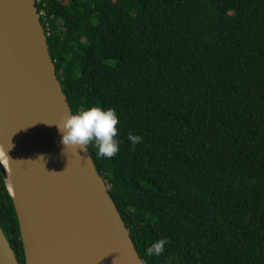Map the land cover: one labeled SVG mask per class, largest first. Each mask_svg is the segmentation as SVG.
<instances>
[{
    "label": "trees",
    "instance_id": "16d2710c",
    "mask_svg": "<svg viewBox=\"0 0 264 264\" xmlns=\"http://www.w3.org/2000/svg\"><path fill=\"white\" fill-rule=\"evenodd\" d=\"M35 5L71 114L119 116L118 153L87 149L143 263L264 264V0ZM0 226L25 264L1 173Z\"/></svg>",
    "mask_w": 264,
    "mask_h": 264
},
{
    "label": "water",
    "instance_id": "95a60500",
    "mask_svg": "<svg viewBox=\"0 0 264 264\" xmlns=\"http://www.w3.org/2000/svg\"><path fill=\"white\" fill-rule=\"evenodd\" d=\"M70 114L35 0H0V173L25 264H144L89 150L45 123ZM0 264H19L1 226Z\"/></svg>",
    "mask_w": 264,
    "mask_h": 264
},
{
    "label": "clouds",
    "instance_id": "9594fccd",
    "mask_svg": "<svg viewBox=\"0 0 264 264\" xmlns=\"http://www.w3.org/2000/svg\"><path fill=\"white\" fill-rule=\"evenodd\" d=\"M45 123L56 125L63 153L66 147H71L77 155L78 148L82 151L87 150L90 143L94 144L97 157L112 158L119 151L121 143L117 138L119 116L112 107L93 105L74 111L60 123ZM128 140L134 148L137 143L142 141V136L129 132ZM12 147L13 145L8 143L7 147L3 145V150L6 152ZM37 159L43 160V156ZM167 243V237L157 239L146 247L145 252L158 257L164 252V246Z\"/></svg>",
    "mask_w": 264,
    "mask_h": 264
},
{
    "label": "bare ground",
    "instance_id": "6f19581e",
    "mask_svg": "<svg viewBox=\"0 0 264 264\" xmlns=\"http://www.w3.org/2000/svg\"><path fill=\"white\" fill-rule=\"evenodd\" d=\"M3 152H4V150H3V145L0 144V158H2V156H3Z\"/></svg>",
    "mask_w": 264,
    "mask_h": 264
},
{
    "label": "rangeland",
    "instance_id": "374dc122",
    "mask_svg": "<svg viewBox=\"0 0 264 264\" xmlns=\"http://www.w3.org/2000/svg\"><path fill=\"white\" fill-rule=\"evenodd\" d=\"M4 161V160H3Z\"/></svg>",
    "mask_w": 264,
    "mask_h": 264
}]
</instances>
